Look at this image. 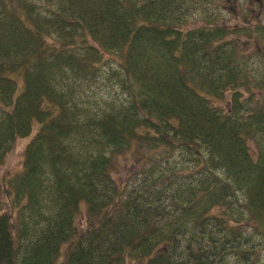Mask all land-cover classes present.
Instances as JSON below:
<instances>
[{"label":"trees","instance_id":"1","mask_svg":"<svg viewBox=\"0 0 264 264\" xmlns=\"http://www.w3.org/2000/svg\"><path fill=\"white\" fill-rule=\"evenodd\" d=\"M44 2L0 0V164L34 133L0 183V264H264V79L237 51L264 28L185 29L186 0ZM105 54L123 100L86 95Z\"/></svg>","mask_w":264,"mask_h":264},{"label":"rangeland","instance_id":"2","mask_svg":"<svg viewBox=\"0 0 264 264\" xmlns=\"http://www.w3.org/2000/svg\"><path fill=\"white\" fill-rule=\"evenodd\" d=\"M35 6L39 7L40 11H44L46 4L44 0H29ZM194 4L198 7H193ZM188 6V15L186 19L185 29H192L202 26H208L214 21L220 25H225L228 28L235 26L245 27H261L264 28V0H186ZM237 36H245V34H236ZM261 35V38H263ZM234 38H236L234 36ZM259 39V38H258ZM255 40V39H251ZM253 46L247 44L238 46V58L242 63L244 61L247 67L244 71V80L252 82L258 79H264V41L259 44L255 41L249 42ZM236 45V44H235ZM117 58L110 54H105L102 63L99 66L101 74L90 85L89 89H85L86 95L92 100L96 99L99 103L114 97L120 101L126 97V91L121 87L123 81L121 70L118 71ZM243 64V65H244ZM247 95V94H246ZM258 105L260 102L264 104V91L253 94ZM210 103L215 107L224 109L227 107V98L218 99L212 97ZM255 104V105H256ZM250 107V106H249ZM34 133L29 137L19 138L11 152L5 158V161L0 164V183L2 178L10 179L16 173H20L23 168V154L26 145L29 143ZM159 155V154H158ZM133 154L126 162L120 160L119 172H114L113 176L117 182L127 183L129 186L137 184L142 178V170L133 161ZM153 162L160 160L156 154L151 155ZM150 162L147 163V166ZM1 211H6L7 207L0 205ZM84 212V210H82ZM68 245L63 247L60 262H63L65 255L68 252ZM264 259V255L262 257Z\"/></svg>","mask_w":264,"mask_h":264}]
</instances>
